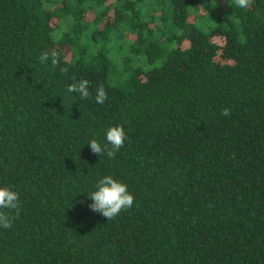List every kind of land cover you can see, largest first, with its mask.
I'll return each instance as SVG.
<instances>
[{"label": "trees", "instance_id": "trees-1", "mask_svg": "<svg viewBox=\"0 0 264 264\" xmlns=\"http://www.w3.org/2000/svg\"><path fill=\"white\" fill-rule=\"evenodd\" d=\"M106 175L134 195L111 221ZM4 186L0 264H264V0H0Z\"/></svg>", "mask_w": 264, "mask_h": 264}, {"label": "clouds", "instance_id": "clouds-1", "mask_svg": "<svg viewBox=\"0 0 264 264\" xmlns=\"http://www.w3.org/2000/svg\"><path fill=\"white\" fill-rule=\"evenodd\" d=\"M236 4L240 8H248L251 6L253 0H235ZM40 63L45 64L49 60L51 65L55 68L60 64V53L55 49L51 51H43L39 57ZM65 71V69H61ZM66 91L68 93H78L82 99L89 97V81L84 79L77 83L70 84ZM96 101L99 104L105 103L108 99V94L103 85H100L96 90ZM224 116L230 115V109L225 108L222 111ZM127 135L122 125L112 126L107 129L106 141L107 143L102 145L96 139H92L88 145L94 154L99 156L107 155L109 158H114L120 148L124 146ZM109 145L111 147H109ZM92 203L89 208L102 214L108 219V221L116 218L122 211L128 210L134 205V195L129 191L128 185L118 181L112 175H106L101 178L96 186L95 190L88 193ZM15 210L17 213L20 210V198L19 193L11 188L4 186L0 187V227L11 228L12 218L8 212Z\"/></svg>", "mask_w": 264, "mask_h": 264}, {"label": "rangeland", "instance_id": "rangeland-1", "mask_svg": "<svg viewBox=\"0 0 264 264\" xmlns=\"http://www.w3.org/2000/svg\"><path fill=\"white\" fill-rule=\"evenodd\" d=\"M215 43L213 45H211L212 47H215L216 45L218 46L219 45V42H216L214 41ZM222 61L223 63H226L227 61L226 60H220Z\"/></svg>", "mask_w": 264, "mask_h": 264}]
</instances>
